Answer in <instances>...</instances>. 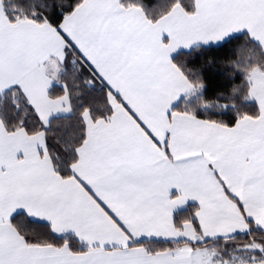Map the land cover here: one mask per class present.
Here are the masks:
<instances>
[{"label":"snow or ice","instance_id":"1","mask_svg":"<svg viewBox=\"0 0 264 264\" xmlns=\"http://www.w3.org/2000/svg\"><path fill=\"white\" fill-rule=\"evenodd\" d=\"M0 264H264V0H0Z\"/></svg>","mask_w":264,"mask_h":264}]
</instances>
